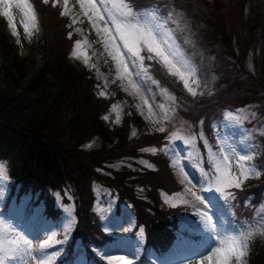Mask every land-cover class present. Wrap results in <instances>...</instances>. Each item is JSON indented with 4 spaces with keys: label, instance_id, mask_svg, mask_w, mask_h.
<instances>
[{
    "label": "trees",
    "instance_id": "1",
    "mask_svg": "<svg viewBox=\"0 0 264 264\" xmlns=\"http://www.w3.org/2000/svg\"><path fill=\"white\" fill-rule=\"evenodd\" d=\"M151 1L132 2L142 8ZM159 2H171L179 10L173 13L186 34L185 52L199 65L200 89L195 95L188 93L156 57L149 60V52L142 50L151 76L173 94L178 113L201 131L214 150L211 124L225 111L245 107L243 127L260 146L250 161L264 166V0ZM27 4L38 30L25 58L19 59L20 49L8 29L9 14L0 19V159L9 166L10 195L23 199L21 221L30 220L38 208L43 220L53 221L69 205L73 218L65 251L53 264H70L78 252L100 264L89 245L112 237L95 210L98 190L108 193L114 212L122 207L131 212L134 230L141 227L143 242L136 264L152 262L172 248L177 234L199 239L198 234L179 232L177 213L185 211L192 218L195 213L188 206H169L162 200V193L179 188L168 158L159 151L166 144L165 132L144 133L125 111L120 123L109 127L104 117L116 94L99 101V83L91 68L76 71L69 61L76 42H87L75 30L76 22L63 12L61 0L55 6L53 0H27ZM134 126L135 135L130 133ZM93 140L97 144L88 146ZM152 148L158 150L149 151ZM229 193L234 221L252 225L262 219L264 171L257 182L232 187ZM249 233L248 263L264 264V231Z\"/></svg>",
    "mask_w": 264,
    "mask_h": 264
},
{
    "label": "rangeland",
    "instance_id": "2",
    "mask_svg": "<svg viewBox=\"0 0 264 264\" xmlns=\"http://www.w3.org/2000/svg\"><path fill=\"white\" fill-rule=\"evenodd\" d=\"M132 1L104 0V4H101L100 0H84L82 9L80 0H67V3L61 0L64 5L63 12L69 16L72 23L76 22L75 30L81 37L87 39V42L77 41L79 43L76 42L69 55L74 70L78 71L81 66L91 68L99 83L97 89L99 101L107 95L116 94L104 122L113 128L120 123L125 111L130 118L136 119L143 132L156 133L159 129H163L166 144H162L159 151L168 158L169 169L176 178L179 188L175 192L162 193V200L169 206H188V210L196 215L192 218L183 211L182 215L177 213V218L179 232L183 230L185 233L198 234L199 239L177 234L178 237L173 241L172 248L163 251L156 258L153 257L150 264H237L235 256L228 252L231 246L228 238L245 237L248 243L251 230L264 231V216L252 225H248L242 219L234 221L230 217V195L225 198L224 194L215 190L201 189L214 188L215 178L218 175L217 164L221 166L224 174L230 177L240 176L241 164L259 171V176L252 174L247 178H241L242 185L255 183L262 176L264 166L256 167L250 160H239V156L254 157L260 150L251 133L243 127L241 115L245 107H241L239 111H225L222 119L213 122L212 133L218 146H215L216 150H214L211 145H207L201 131L194 130L189 119L178 113L173 94L164 90L157 82L153 83L155 80L150 74L147 61L142 62L143 68L147 69L146 73L141 71L140 76L135 75L136 67L133 66L135 57L129 58L127 50L108 19L105 5L113 11H115L113 5L131 6L136 20L141 24H147L154 31V51L149 55L156 57L171 78L180 81L185 90L192 94L200 89L199 65L185 52L186 34L182 32L173 13L177 9H173L171 2L164 4L159 0L142 5V8H135ZM5 3L9 5L7 11L11 20L8 29L17 41L21 60L30 54L38 24L27 0H0V19L5 12ZM92 4L95 8L90 7ZM216 15L219 17L223 13L216 12ZM222 18L226 20L225 17ZM157 25L162 27L157 28ZM229 27L230 25L227 28L226 24V28ZM113 39L120 50V55L124 57V64L120 65L119 70L116 61L110 55L115 53L112 44L109 43L107 48L105 47V41ZM90 40H93L94 44L90 43ZM142 50L147 51V47H140L141 57H143ZM157 50L164 52L166 65L157 55ZM125 64L127 72L124 71ZM136 64L139 65L140 61H136ZM101 92L105 95L101 96ZM133 132H136L135 126L130 129V133ZM196 132L198 138L204 142L202 145L205 144L204 151H200L202 147H199ZM95 144L97 141L93 140L88 146ZM153 149L155 148L149 151ZM225 156L228 157L227 160ZM8 169V164L0 159V264H37L38 260L43 264H53L52 261L57 257V253L65 251L67 233L73 218L71 208L69 205L63 206L61 214L53 221L43 220L38 208L30 220L25 218L21 221V218H24L20 216L23 199L17 201L10 195ZM181 180L185 182L182 184ZM229 189H225V193H229ZM197 196H201L203 202L196 199ZM4 204L8 205L5 211L2 210ZM95 210L100 215L105 233L112 237V240L99 245L90 244L91 254L100 261V264H125V262L136 264L143 234L141 227L137 230L133 229L131 212L124 207L118 213L114 212L108 193L102 190L97 191ZM24 221L29 225L26 226ZM221 240H225L223 246L220 245ZM25 241L29 244L26 245ZM46 242L48 246L41 249L40 245ZM58 242L56 247L53 246ZM214 246L221 251H215L210 255V250ZM247 255L243 258V264H249ZM70 264L98 263L87 261L84 255L78 252ZM137 264H148V262L141 261Z\"/></svg>",
    "mask_w": 264,
    "mask_h": 264
},
{
    "label": "snow or ice",
    "instance_id": "3",
    "mask_svg": "<svg viewBox=\"0 0 264 264\" xmlns=\"http://www.w3.org/2000/svg\"><path fill=\"white\" fill-rule=\"evenodd\" d=\"M101 4H104V0H100ZM44 3H48V0H44ZM65 3H67V0H65ZM81 7L83 9L84 7V0H80ZM53 6H55V0H53ZM9 5L5 3V12L4 15L8 16L7 8ZM90 7L95 8V5L92 4ZM113 10H109L107 5H105V11L108 12V19L113 24L115 28V32L117 36L119 37V40L122 42L123 47L127 50V53L129 55V58L135 57V60H133V66L136 67V76L141 75V71H144L146 73L147 69L143 68V57L139 55L140 47L146 46L147 51L149 53H152L154 51L153 42L155 40V34L151 27H149L147 24H141L138 20H136L132 10L131 6L129 4H121L119 6L113 5ZM64 13H62L63 15ZM135 20V22H133ZM11 24V20L9 21ZM95 26V25H94ZM157 28L162 27V25H157ZM104 31H107V29H104ZM71 36V34H70ZM79 43V42H77ZM111 43L113 48L115 49V53H110L112 55L113 59L116 61L117 68L119 70V67L121 64H124V57L120 55V50L116 46V41L113 40H106L105 41V47L107 48L108 44ZM170 55L172 53H169ZM157 55L164 60L165 65L167 64V61L164 56V52L157 50ZM149 60L153 59L151 55L148 57ZM136 61H140V64L137 65ZM124 71L127 72V65L124 66ZM176 73H173L175 75ZM153 83H156V81H153ZM187 87V83L185 84ZM191 91V89H189ZM195 95V92L192 93ZM101 96H104L105 93L101 92ZM162 107V106H161ZM107 119V117H104ZM159 131H163V129H159ZM133 135H135V132H133ZM185 143H189V141H185ZM155 152V149L152 150ZM210 153L211 150L209 149ZM228 157L225 156V160H227ZM251 156H239L240 161H249L251 160ZM241 171L239 177H230L224 174V172L221 169V166L217 164V173L218 175L215 178V185L214 188L209 189H201L202 191H209V190H215L218 193L224 194V197L227 198V196L231 195V193H225V189L235 187L237 189L241 188L242 185V179L241 178H247L248 175H256L259 176V171H255L254 169L245 167L243 164L240 165ZM185 181L181 180V183L183 184ZM195 195V193H193ZM196 199L202 201L201 196H197ZM203 202V201H202ZM249 235H251L249 233ZM229 241H231V246L228 249V252L230 255H234L237 264H243V258L247 255V238L245 237H231L228 238ZM26 245L29 244L28 241L24 242ZM220 244L223 246L225 244V240H221ZM47 242L45 244H41L40 248L44 249L47 247ZM30 249V245H29ZM214 251L220 252V248H216ZM59 255V253H57ZM35 259V257H34ZM37 264H43L42 261H37ZM127 264V262H125Z\"/></svg>",
    "mask_w": 264,
    "mask_h": 264
},
{
    "label": "bare ground",
    "instance_id": "4",
    "mask_svg": "<svg viewBox=\"0 0 264 264\" xmlns=\"http://www.w3.org/2000/svg\"><path fill=\"white\" fill-rule=\"evenodd\" d=\"M221 245V244H220ZM219 246V245H218ZM217 247H212V249L210 250V255H213V253L215 252L214 250L216 249Z\"/></svg>",
    "mask_w": 264,
    "mask_h": 264
}]
</instances>
